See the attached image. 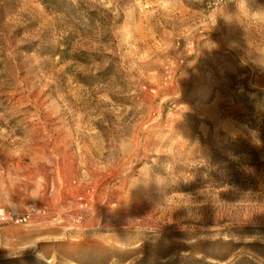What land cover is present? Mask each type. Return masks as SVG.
<instances>
[{"label": "rangeland", "instance_id": "374dc122", "mask_svg": "<svg viewBox=\"0 0 264 264\" xmlns=\"http://www.w3.org/2000/svg\"><path fill=\"white\" fill-rule=\"evenodd\" d=\"M44 1L0 0V264H264V0Z\"/></svg>", "mask_w": 264, "mask_h": 264}, {"label": "trees", "instance_id": "16d2710c", "mask_svg": "<svg viewBox=\"0 0 264 264\" xmlns=\"http://www.w3.org/2000/svg\"><path fill=\"white\" fill-rule=\"evenodd\" d=\"M44 4H46V7L48 9L49 8L51 9L52 6H56V7H54L55 9H52V10H54L56 12H62V5H66L69 8H73L74 7L73 3H71L68 0H51V1L45 0Z\"/></svg>", "mask_w": 264, "mask_h": 264}, {"label": "built area", "instance_id": "2783aa9c", "mask_svg": "<svg viewBox=\"0 0 264 264\" xmlns=\"http://www.w3.org/2000/svg\"><path fill=\"white\" fill-rule=\"evenodd\" d=\"M82 204L87 206V203L82 202ZM32 210H34V209H32ZM0 220L1 221L16 220V222H23V221L27 220V217H18L16 215L12 214L11 212H8L5 209H0Z\"/></svg>", "mask_w": 264, "mask_h": 264}]
</instances>
